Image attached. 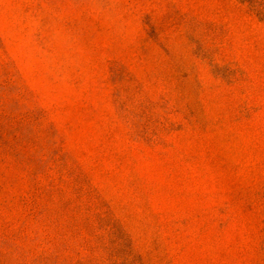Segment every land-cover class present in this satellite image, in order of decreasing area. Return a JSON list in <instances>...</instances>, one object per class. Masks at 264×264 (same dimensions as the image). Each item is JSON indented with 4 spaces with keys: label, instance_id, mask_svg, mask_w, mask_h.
<instances>
[{
    "label": "rangeland",
    "instance_id": "rangeland-1",
    "mask_svg": "<svg viewBox=\"0 0 264 264\" xmlns=\"http://www.w3.org/2000/svg\"><path fill=\"white\" fill-rule=\"evenodd\" d=\"M0 264H264V0H0Z\"/></svg>",
    "mask_w": 264,
    "mask_h": 264
}]
</instances>
